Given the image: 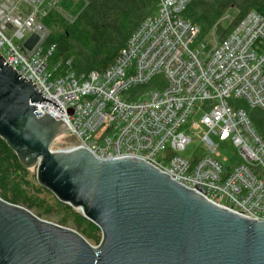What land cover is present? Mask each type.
<instances>
[{
	"label": "built area",
	"instance_id": "built-area-1",
	"mask_svg": "<svg viewBox=\"0 0 264 264\" xmlns=\"http://www.w3.org/2000/svg\"><path fill=\"white\" fill-rule=\"evenodd\" d=\"M192 1L159 0L112 65L78 75L50 64L49 0H0V53L62 108L34 102L37 117L46 112L66 123L73 143L65 149L141 158L213 203L264 222V138L241 106L264 111V13L250 11L224 38L214 31L201 38L183 16ZM33 34L38 41L27 50ZM198 110L200 123L190 126ZM191 128L201 129V147L188 158L181 152Z\"/></svg>",
	"mask_w": 264,
	"mask_h": 264
},
{
	"label": "water",
	"instance_id": "water-1",
	"mask_svg": "<svg viewBox=\"0 0 264 264\" xmlns=\"http://www.w3.org/2000/svg\"><path fill=\"white\" fill-rule=\"evenodd\" d=\"M36 34L24 43L31 50ZM0 53V137L37 182L101 230L81 233L0 196V264H264V222L208 200L137 157L100 159L83 147L53 150L66 123ZM63 111V110H62Z\"/></svg>",
	"mask_w": 264,
	"mask_h": 264
},
{
	"label": "trees",
	"instance_id": "trees-1",
	"mask_svg": "<svg viewBox=\"0 0 264 264\" xmlns=\"http://www.w3.org/2000/svg\"><path fill=\"white\" fill-rule=\"evenodd\" d=\"M84 8L73 18L50 10L44 24L50 35L46 44H56L50 64L60 62L78 75L103 70L112 65L120 49L140 23L157 12L159 0H85ZM234 11L228 23L221 19ZM250 11L264 13V0H193L183 16L200 28V37L212 31L224 38ZM67 62L69 64L67 65ZM245 107L253 125L264 138V111ZM0 196L24 206L45 219L71 227L91 243H100V228L72 206L59 201L41 186L36 175L25 167L16 153L0 137Z\"/></svg>",
	"mask_w": 264,
	"mask_h": 264
},
{
	"label": "rangeland",
	"instance_id": "rangeland-1",
	"mask_svg": "<svg viewBox=\"0 0 264 264\" xmlns=\"http://www.w3.org/2000/svg\"><path fill=\"white\" fill-rule=\"evenodd\" d=\"M49 2L52 4L48 5V7H47L48 12L50 10L54 9L55 11L59 12L60 14H62L64 17H67V18H73L76 15H78V13L84 8V6L86 4L85 0H49ZM233 15H234V11H231L229 14H227L225 19H223V22L228 23V21H230L232 19ZM14 42L18 45H21L23 43V40H18L16 38H14ZM203 114H204V111L198 110L193 115V117L190 119L189 125L192 126L194 123H200V120H201ZM200 133H201L200 128H191L188 131V134L191 138V141L188 144V146L186 147V149L181 152V154L183 156L191 158L198 151V149L201 147V142H200V139L198 137V135ZM72 143H73V138L67 134H64V135L58 137L52 143L51 148L53 150L65 149L66 147H68ZM222 153L227 155V156L233 155L232 148H223ZM30 171H31V173L35 174V168H30ZM43 219H45V218H43ZM46 220L53 221L51 219H46ZM91 244L98 245L99 243H91Z\"/></svg>",
	"mask_w": 264,
	"mask_h": 264
}]
</instances>
